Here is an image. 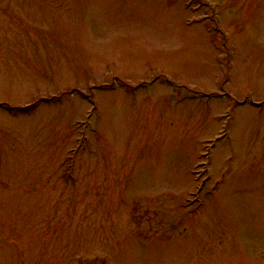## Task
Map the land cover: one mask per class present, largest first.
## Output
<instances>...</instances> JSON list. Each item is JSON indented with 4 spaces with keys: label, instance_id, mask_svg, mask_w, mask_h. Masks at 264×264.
<instances>
[{
    "label": "rangeland",
    "instance_id": "obj_1",
    "mask_svg": "<svg viewBox=\"0 0 264 264\" xmlns=\"http://www.w3.org/2000/svg\"><path fill=\"white\" fill-rule=\"evenodd\" d=\"M191 1L0 0V264H264V0Z\"/></svg>",
    "mask_w": 264,
    "mask_h": 264
}]
</instances>
